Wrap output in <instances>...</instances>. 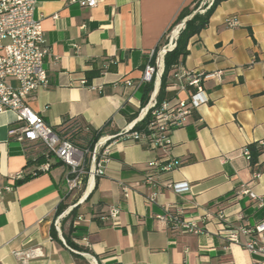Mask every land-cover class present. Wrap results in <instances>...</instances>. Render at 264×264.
<instances>
[{"label":"crops","instance_id":"crops-1","mask_svg":"<svg viewBox=\"0 0 264 264\" xmlns=\"http://www.w3.org/2000/svg\"><path fill=\"white\" fill-rule=\"evenodd\" d=\"M76 1L36 0L34 17L41 20L49 48L44 60L48 85L37 89L27 104L56 132L64 117L80 120L86 128H80L73 141L84 147L90 129L102 130L101 137H113L125 127L144 124L141 109L160 87L156 76L153 91L144 97L147 83L141 77L146 55L168 36L181 10L197 0H103L94 8H82ZM228 16L237 18L236 27L225 25ZM187 50L184 68L204 75L221 72L220 81L211 78L203 83L207 102L170 133L168 150L112 140L105 174L96 178L83 201H78L82 192L65 197L63 165L20 184L21 179L12 178L37 169L35 160L42 148L10 137L16 115L0 113V264H21L12 252L29 248L39 249L41 256L26 264H82L75 255L87 264H256L260 260L243 248L246 235H239L238 244L217 235L216 214L223 212L233 228H249L264 219V207L239 194L246 188L264 195V153L256 178L243 153L251 143L264 147V0L222 2L207 27L190 39ZM155 57L153 65H159L162 74L163 57ZM175 96L186 98L187 93ZM169 159L178 166L155 175V187L144 184L150 163ZM56 163L50 159L51 165ZM168 182H186L189 190L177 194L164 187ZM152 192L157 196L147 203L145 197ZM59 205L64 207L62 213L70 207L76 211L60 221L58 231ZM165 205L196 217L204 233L169 232L155 218ZM111 207L120 210L117 225L104 219ZM53 225L56 239L51 235ZM64 237L87 252L71 249ZM261 237L264 241V233Z\"/></svg>","mask_w":264,"mask_h":264},{"label":"built area","instance_id":"built-area-1","mask_svg":"<svg viewBox=\"0 0 264 264\" xmlns=\"http://www.w3.org/2000/svg\"><path fill=\"white\" fill-rule=\"evenodd\" d=\"M103 0H78L82 8H94ZM73 2V1H72ZM213 0H206L202 6H211ZM36 0H0V113L12 112L16 115L17 126L9 127L8 134L16 141L23 142L29 146L42 148V153L47 159L41 164L37 171L47 172L50 167V158L59 161L65 168L64 175L65 197L82 192L78 201H83L88 189L94 188V181L105 174L106 165L109 162L113 141L142 142L151 149L168 150L171 146L170 133L187 123L188 118L199 105L207 102L203 83L207 79L221 80V72L204 75L202 72L188 70L181 64L175 66L172 82L166 87V92L187 93L186 98L175 96L172 100L158 101L154 92L146 106L141 109L147 121L144 125L134 130L125 127L113 137H100L92 147L87 144L84 147L77 146L72 138V132L63 129L56 132L47 125L43 118L32 111L27 101L32 94L41 87L48 85L47 73L44 68V60L49 55V48L41 26V20L34 17ZM204 12V10H202ZM228 27H236L238 20L234 16H228L224 20ZM174 30L178 33L180 28H175L168 33L166 39L168 44L162 45L156 55L164 58L166 52L171 51L177 36H173ZM154 51L146 55V64L143 69L141 82L149 83L156 76L161 77L158 72L159 65H153L151 60ZM13 81L14 85L10 82ZM130 86V82L126 81ZM95 90V87H91ZM248 158V151H243ZM151 173L145 179L144 184L155 187V175L160 172H170L178 166V163L169 159L163 164L156 161L150 163ZM37 172H33L35 176ZM24 172L16 173L13 179H23ZM258 177V173L253 174ZM165 188L171 189L177 194L186 193L189 185L186 182H168ZM126 195L127 188L123 187ZM240 195H247L258 208L264 207V195H256L249 189L243 188ZM157 192L150 193L145 197L147 203H152ZM74 207H70L55 219V226L59 231L60 221L65 218ZM120 210L111 207L105 220H110L112 225L118 224ZM158 221L167 225L169 232L173 234H203V228L198 225L196 217L186 215L183 210L175 205H165L163 212L155 217ZM80 219V217L78 218ZM219 229L217 235L229 244H238L239 235L243 234L248 240L243 248L253 255H258L260 260L256 264H264V219L254 226L244 228L238 226L233 228L231 223L219 211L216 214ZM12 254L21 264L41 256L39 249L29 248L23 251H13Z\"/></svg>","mask_w":264,"mask_h":264},{"label":"trees","instance_id":"trees-1","mask_svg":"<svg viewBox=\"0 0 264 264\" xmlns=\"http://www.w3.org/2000/svg\"><path fill=\"white\" fill-rule=\"evenodd\" d=\"M224 1H227V0H213L211 6L203 14L195 13L194 15L193 13L196 11V9H198L201 6L203 0H197L193 2L191 5L181 10V12L178 14L177 18L171 25L170 29L167 31L168 33H170V31L173 28H175L176 25H178L179 23H182L186 18L193 15L192 18L185 23L184 28H182L179 31L177 40L175 41L174 48L171 51L166 52V54L164 55L163 72L160 77V87H159V92L157 94V99L159 102L164 99L172 100L175 97L174 92H166V87H168L172 82V77H173V72L175 70V66L184 63L186 57L189 54V51L187 50V46H188L190 39L194 37L195 35H198L204 28L207 27V25L209 24V20L212 14L214 13L215 9L217 8L219 4H221ZM165 40H167L166 34L162 37L161 41L159 42V45L154 50V56L151 60L152 64H154L156 52L162 45H164ZM94 74L95 73H92L91 75H94ZM153 87H154V79H152L149 83L146 84L144 97L149 96V94L153 91ZM146 121H147V118L145 122ZM143 125L144 124L136 125L133 129L138 130ZM66 128L67 130L72 132V138H74L77 135L79 129L80 128L85 129L86 126L78 119H68L64 117L63 122L61 124V130L59 132L63 131V129H66ZM89 133H90V138L87 140V145L89 147H92L93 144L101 137L102 130L90 129ZM244 150L248 151V154H249L247 160L249 162V168H250L251 173L255 174V173L261 172L262 164L259 163V158L264 153V147L256 142V143L248 144ZM50 159H52V157ZM46 160L47 159L45 158V156L41 154L40 157L35 160V163L39 167L41 164L45 163ZM61 165L62 164L59 161H57V163L54 165L50 164L49 170L52 167H57ZM33 172H37L35 176H32ZM33 172L29 174H25L24 178L18 181V184L26 180H29L31 178H34L42 173V172L37 171V169H35ZM63 208L64 207L62 205H59L56 216L62 213ZM75 211H76V207H74L68 215L73 216L75 214ZM51 235L53 239L57 238V233L55 231L54 225L51 227ZM64 239H65L64 241L65 244L71 249L76 250L78 252H87L84 248L79 247L78 245H75L69 238L64 237ZM75 257L80 258L82 264H87L84 261V259H82L78 255H75Z\"/></svg>","mask_w":264,"mask_h":264},{"label":"rangeland","instance_id":"rangeland-1","mask_svg":"<svg viewBox=\"0 0 264 264\" xmlns=\"http://www.w3.org/2000/svg\"><path fill=\"white\" fill-rule=\"evenodd\" d=\"M202 10H204V12L207 10V5H205V6H200L198 9H196V11L193 13V15L195 14V13H199V14H203L204 12H202ZM183 23V22H182ZM182 23H179L178 25H176L175 26V28H178L180 25H182ZM174 29V28H173ZM182 28H180V30H181ZM178 37V36H177ZM176 40H177V38H176ZM175 40V41H176ZM175 41L173 42V44H175ZM164 44H168V39L167 40H165V43ZM155 60H156V57H155Z\"/></svg>","mask_w":264,"mask_h":264},{"label":"water","instance_id":"water-1","mask_svg":"<svg viewBox=\"0 0 264 264\" xmlns=\"http://www.w3.org/2000/svg\"><path fill=\"white\" fill-rule=\"evenodd\" d=\"M192 16H193V15H192ZM192 16L186 18V19L183 21V23H182V28H184L185 23H186L188 20H190V19L192 18ZM157 94H158V91H157L156 95H157ZM85 199H86V198H85ZM85 199H84V200H85Z\"/></svg>","mask_w":264,"mask_h":264}]
</instances>
